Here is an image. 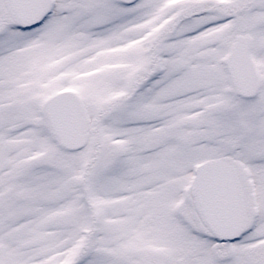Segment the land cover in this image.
<instances>
[{
    "label": "snow or ice",
    "instance_id": "obj_1",
    "mask_svg": "<svg viewBox=\"0 0 264 264\" xmlns=\"http://www.w3.org/2000/svg\"><path fill=\"white\" fill-rule=\"evenodd\" d=\"M0 264H264V0H0Z\"/></svg>",
    "mask_w": 264,
    "mask_h": 264
}]
</instances>
